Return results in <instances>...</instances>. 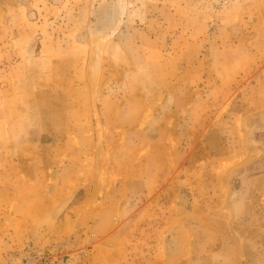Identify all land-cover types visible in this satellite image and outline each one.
I'll list each match as a JSON object with an SVG mask.
<instances>
[{"label":"rangeland","instance_id":"1","mask_svg":"<svg viewBox=\"0 0 264 264\" xmlns=\"http://www.w3.org/2000/svg\"><path fill=\"white\" fill-rule=\"evenodd\" d=\"M0 264H264V0H0Z\"/></svg>","mask_w":264,"mask_h":264}]
</instances>
